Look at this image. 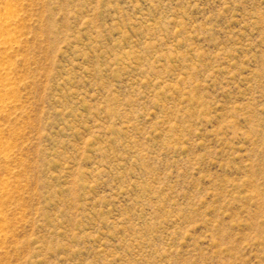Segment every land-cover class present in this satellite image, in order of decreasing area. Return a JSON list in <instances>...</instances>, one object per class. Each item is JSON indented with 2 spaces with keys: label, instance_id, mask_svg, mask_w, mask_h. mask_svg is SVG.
Listing matches in <instances>:
<instances>
[{
  "label": "rangeland",
  "instance_id": "1",
  "mask_svg": "<svg viewBox=\"0 0 264 264\" xmlns=\"http://www.w3.org/2000/svg\"><path fill=\"white\" fill-rule=\"evenodd\" d=\"M0 13V264H264V0Z\"/></svg>",
  "mask_w": 264,
  "mask_h": 264
},
{
  "label": "bare ground",
  "instance_id": "2",
  "mask_svg": "<svg viewBox=\"0 0 264 264\" xmlns=\"http://www.w3.org/2000/svg\"><path fill=\"white\" fill-rule=\"evenodd\" d=\"M15 17L16 15L15 14H2L0 13V45L2 47H12L15 40L14 38H12V36H7L6 33L8 31L11 30V28L13 27L14 23H15ZM9 66L7 67V65H0V78H2V75L8 73V69ZM0 82H3L1 79H0ZM8 84H9V81H7ZM6 84V83H5ZM2 83V85H5ZM7 87V85H6ZM7 90V89H5ZM9 90V89H8ZM7 90V91H8ZM2 104V103H0ZM4 104V103H3ZM2 106V105H1ZM0 106V108H1ZM5 107V106H3Z\"/></svg>",
  "mask_w": 264,
  "mask_h": 264
}]
</instances>
